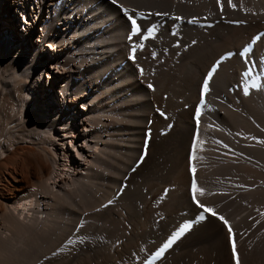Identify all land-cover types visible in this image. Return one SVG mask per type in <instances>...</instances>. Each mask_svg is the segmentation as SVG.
Instances as JSON below:
<instances>
[{
  "label": "bare ground",
  "instance_id": "obj_1",
  "mask_svg": "<svg viewBox=\"0 0 264 264\" xmlns=\"http://www.w3.org/2000/svg\"><path fill=\"white\" fill-rule=\"evenodd\" d=\"M200 211L156 264H264V0H0V264H138Z\"/></svg>",
  "mask_w": 264,
  "mask_h": 264
},
{
  "label": "rangeland",
  "instance_id": "obj_2",
  "mask_svg": "<svg viewBox=\"0 0 264 264\" xmlns=\"http://www.w3.org/2000/svg\"><path fill=\"white\" fill-rule=\"evenodd\" d=\"M45 10H46V13H47V8H46V7H45L44 11H45ZM5 16H6V17H8V16L11 17V15H9V13H5ZM10 22H11V21H10ZM17 25H19V26H18L19 31H21V32L24 34L25 32H24V30H23V28H22V27H23V24H21V25H20V24H17ZM32 33H34V35H35V34H36V30H35V29H34V30L31 29V31L29 32V36H32V35H31ZM24 35L26 36V34H24ZM29 36H28V44H27V48H28V50H29V53H33V52H34V47H33V46H34V44H33V43H34V39L31 38V39H32V40H31V39L29 38ZM30 40H31V43H30ZM32 48H33V49H32ZM46 48H48V46H46ZM39 67H40V66H38L37 69H38ZM153 71H154V70H153ZM153 73H155V72H153ZM42 82H43V83H42ZM42 82H41V86H43V85H47L45 80L42 81ZM47 86H49V84H48ZM47 86H46V87H47ZM49 87L52 88L53 86H49ZM44 90H45V89H44ZM45 92H46V90H45ZM51 93H52V90H51ZM57 93H58V94H57ZM55 94H56V97H57L58 99L61 98L59 92H55ZM60 158H61V160H62V162H63V161H64L63 152L60 153Z\"/></svg>",
  "mask_w": 264,
  "mask_h": 264
},
{
  "label": "snow or ice",
  "instance_id": "obj_3",
  "mask_svg": "<svg viewBox=\"0 0 264 264\" xmlns=\"http://www.w3.org/2000/svg\"><path fill=\"white\" fill-rule=\"evenodd\" d=\"M131 24L132 25H136V21L133 19V20H131ZM140 31V28H139V26H135L134 28H133V32L134 33H138ZM148 35L149 36H151L152 35V32L151 31H149V33H148ZM140 47H142L143 45H139ZM213 71H214V69H213ZM211 75V73H209V76ZM204 88H205V91L207 90V84L205 83V85H204ZM200 207H204L203 205H200ZM206 211H209L208 209H205ZM213 214H215V213H213ZM200 219H204V216H203V214H201L200 215ZM220 219L221 220H223V217H220ZM225 223H226V221H225ZM187 227H189V225H185L184 226V228H182L181 229V232H183L184 231V229H186ZM177 235H179V233L177 234ZM176 237H173L172 239L174 240ZM170 243H171V241H169V243L168 244H165L164 245V247L166 248V247H168L169 245H170ZM233 250H235V246L233 245ZM161 251H163V249L161 250ZM237 264H239V262L237 261Z\"/></svg>",
  "mask_w": 264,
  "mask_h": 264
}]
</instances>
